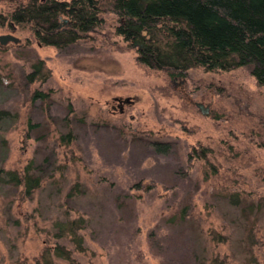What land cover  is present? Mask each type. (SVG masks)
<instances>
[{"label":"rangeland","instance_id":"374dc122","mask_svg":"<svg viewBox=\"0 0 264 264\" xmlns=\"http://www.w3.org/2000/svg\"><path fill=\"white\" fill-rule=\"evenodd\" d=\"M17 1L0 0V35L20 39L0 42V109L16 116L0 165L43 184L0 186V264H45L56 244L72 259L52 264H264V86L249 68L144 66L109 7L87 37L43 45L11 21ZM71 219L82 249L58 227Z\"/></svg>","mask_w":264,"mask_h":264},{"label":"trees","instance_id":"16d2710c","mask_svg":"<svg viewBox=\"0 0 264 264\" xmlns=\"http://www.w3.org/2000/svg\"><path fill=\"white\" fill-rule=\"evenodd\" d=\"M16 4L11 21L30 25L43 45L66 48L87 37L104 22V8L109 7L117 16L115 34L136 48L140 64L167 70L173 76H184L195 67L231 70L245 66L264 86V0H18ZM42 67V61L34 64L36 71ZM40 78L35 72L28 76L30 81ZM34 96L44 95L36 91ZM15 119L8 109H0L1 128ZM60 138L71 142L73 134ZM5 143V136L0 134L1 149H7ZM152 144L162 152L171 146L170 142ZM1 158L4 162L7 154ZM30 169V164L23 170L0 165V186L21 187L23 196H32L42 186L43 177ZM79 220L57 224L61 229L69 223V232L76 235L72 240L82 249ZM51 251L72 259L69 249L56 244L42 254L45 264H52Z\"/></svg>","mask_w":264,"mask_h":264},{"label":"water","instance_id":"95a60500","mask_svg":"<svg viewBox=\"0 0 264 264\" xmlns=\"http://www.w3.org/2000/svg\"><path fill=\"white\" fill-rule=\"evenodd\" d=\"M12 40L14 42H18L20 39L12 34H5V35H0V42L1 43H6L7 41ZM121 101V99H119ZM125 101H129V98H126ZM202 111L204 113L207 112V108H204L202 104H199Z\"/></svg>","mask_w":264,"mask_h":264},{"label":"flooded vegetation","instance_id":"af4514ba","mask_svg":"<svg viewBox=\"0 0 264 264\" xmlns=\"http://www.w3.org/2000/svg\"><path fill=\"white\" fill-rule=\"evenodd\" d=\"M121 101H122V100H121ZM121 101H120V102H121ZM122 102H123V101H122Z\"/></svg>","mask_w":264,"mask_h":264}]
</instances>
